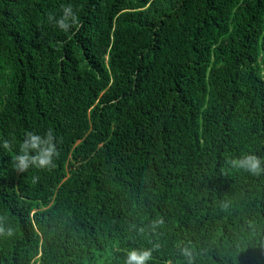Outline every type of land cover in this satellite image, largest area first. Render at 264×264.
Instances as JSON below:
<instances>
[{"label": "trees", "instance_id": "obj_1", "mask_svg": "<svg viewBox=\"0 0 264 264\" xmlns=\"http://www.w3.org/2000/svg\"><path fill=\"white\" fill-rule=\"evenodd\" d=\"M47 129L54 166L13 171ZM0 139V264H264V174L225 164L264 158V0H0Z\"/></svg>", "mask_w": 264, "mask_h": 264}, {"label": "clouds", "instance_id": "obj_2", "mask_svg": "<svg viewBox=\"0 0 264 264\" xmlns=\"http://www.w3.org/2000/svg\"><path fill=\"white\" fill-rule=\"evenodd\" d=\"M47 21L54 25L61 32L76 31L80 26V19L74 11L71 3L61 5L59 14L48 13ZM10 141L0 139V149H9ZM57 156V146L53 131L47 129L43 132L35 130H25L10 156V167L13 171L24 173L29 168L47 169L54 166V158ZM225 164L232 168L252 176L264 174V158L251 151H245L238 155L225 158ZM228 206L224 201L221 208ZM163 221L158 219L154 223L160 224ZM135 227V226H134ZM138 232H144L143 227L136 228ZM11 227L0 226V235L11 236ZM159 244L153 243L151 247H129L123 256L124 264H149L153 258V251ZM178 253L185 259V264H193V249L190 244L178 246Z\"/></svg>", "mask_w": 264, "mask_h": 264}]
</instances>
